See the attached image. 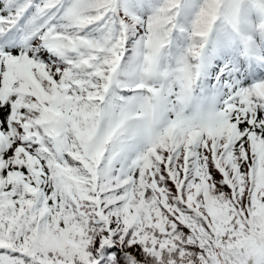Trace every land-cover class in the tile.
Wrapping results in <instances>:
<instances>
[{
	"label": "snow or ice",
	"instance_id": "snow-or-ice-1",
	"mask_svg": "<svg viewBox=\"0 0 264 264\" xmlns=\"http://www.w3.org/2000/svg\"><path fill=\"white\" fill-rule=\"evenodd\" d=\"M0 264H264V0H0Z\"/></svg>",
	"mask_w": 264,
	"mask_h": 264
}]
</instances>
